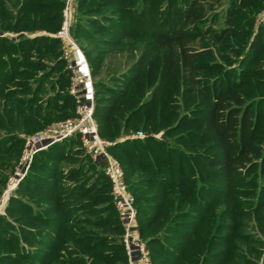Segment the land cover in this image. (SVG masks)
<instances>
[{
    "label": "trees",
    "instance_id": "1",
    "mask_svg": "<svg viewBox=\"0 0 264 264\" xmlns=\"http://www.w3.org/2000/svg\"><path fill=\"white\" fill-rule=\"evenodd\" d=\"M65 4L0 0V199L26 135L75 115L60 40L50 35ZM73 6L71 32L91 64L99 133L135 196L152 264H258L264 20L254 33L250 26L264 0ZM238 36L241 59L209 60ZM117 54L125 55L123 69L108 62ZM83 148L76 134L34 155L0 213V264H129L106 161Z\"/></svg>",
    "mask_w": 264,
    "mask_h": 264
},
{
    "label": "built area",
    "instance_id": "2",
    "mask_svg": "<svg viewBox=\"0 0 264 264\" xmlns=\"http://www.w3.org/2000/svg\"><path fill=\"white\" fill-rule=\"evenodd\" d=\"M72 1L66 0L63 20L55 37L60 40L62 59L65 62V70L69 73V94L75 103V115L25 138L20 166L9 178L5 191L8 193L7 200L10 192L15 190L27 175L33 157L38 151L79 134L87 153L93 159L106 161L105 174L111 182L115 206L125 227L123 242L129 264H152L147 242L138 228L135 196L129 189L121 162L109 151L112 143L99 133L98 122L94 115L95 85L92 68L85 52L71 32L74 21ZM135 136L143 137L144 133L138 131Z\"/></svg>",
    "mask_w": 264,
    "mask_h": 264
},
{
    "label": "rangeland",
    "instance_id": "3",
    "mask_svg": "<svg viewBox=\"0 0 264 264\" xmlns=\"http://www.w3.org/2000/svg\"><path fill=\"white\" fill-rule=\"evenodd\" d=\"M75 0L72 1V5L74 4ZM64 10V9H63ZM73 23L76 21V15H75V9H74V6H73ZM264 20V8L260 11H258L256 14H255V20H254V23L250 26V30L251 32H255L256 29L258 28L259 24ZM58 32V31H57ZM51 33L50 35L51 36H54L55 37V34L57 33ZM39 32H36V34H38ZM43 33V32H42ZM18 34H14L13 36H16ZM241 37L238 36L237 38H234L232 39V41H230V45L228 48H221V49H217V48H214V51H213V56L212 57H209V60H213V61H218L220 63H222L223 65H231V64H234V62H237V59H241L238 57L239 54L235 53L234 50L239 48L240 49L242 48L241 45L243 44V41L241 43ZM80 47L83 49V51L85 50L82 43L80 41H78ZM84 44H87V42H84ZM208 45L207 43H202V45L199 44V46H202L203 49H206ZM58 49L57 52H58V57H60L62 59V47L61 45H59L58 43ZM209 46V45H208ZM85 52V51H84ZM54 57H55V51L54 53H51ZM86 54V53H85ZM87 56V55H86ZM88 58V57H87ZM49 58H45V60H48ZM50 60V59H49ZM89 61V59H88ZM125 61V55L124 54H117V55H114L111 59L108 60V62H112L113 64H118V68L119 69H123L126 67V63H124ZM51 62H53V60H51ZM90 63V61H89ZM91 65V64H90ZM23 77V76H22ZM54 77H51L49 79V81L45 82V85H48L50 84L51 81L54 80ZM25 78V77H23ZM34 80V79H33ZM73 117V116H71ZM70 118V117H68ZM65 118H59L55 121H52L50 123H48L47 125H45L44 127H40L38 129H36V131H34L33 133L31 134H27L26 136H32L34 134H36L38 131L44 129L45 127L49 126V125H52L53 123H56V122H59V121H62L64 120ZM67 119V118H66ZM160 135H157V137H159ZM107 140V139H106ZM77 148H80V146H78ZM84 149V148H83ZM23 150V148H22ZM84 152L86 153L87 151H85L84 149ZM21 157H22V153L20 155V158L18 160V162H16L13 170L11 171V173L9 174L8 176V179H7V182H6V187L4 189V192L2 194V197L0 199V213H4V208H5V205H6V202H7V198H6V195L4 194L6 189H7V186H8V183H9V178L15 173V171L17 170V168L20 166V162H21ZM31 166V165H30ZM14 191V190H13ZM11 191L10 194L13 192ZM4 195V196H3ZM252 229L251 227L248 228V230ZM219 249H224L226 247V245H224L223 243H219V245L217 246ZM149 248V247H148ZM259 248V247H258ZM260 248H262L261 252H260V256L257 258L256 257V261L258 264H264V258H263V254H264V246H260ZM246 250V249H244ZM150 251V249H149ZM245 253V251H244ZM247 254V253H245ZM249 254V253H248ZM254 257L256 255H253Z\"/></svg>",
    "mask_w": 264,
    "mask_h": 264
},
{
    "label": "bare ground",
    "instance_id": "4",
    "mask_svg": "<svg viewBox=\"0 0 264 264\" xmlns=\"http://www.w3.org/2000/svg\"><path fill=\"white\" fill-rule=\"evenodd\" d=\"M5 195H6V198H7V196H8V193H5Z\"/></svg>",
    "mask_w": 264,
    "mask_h": 264
}]
</instances>
